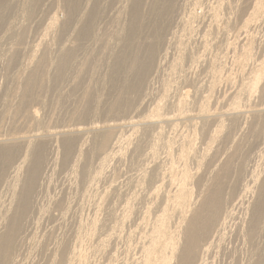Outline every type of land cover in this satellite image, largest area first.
Segmentation results:
<instances>
[{"label": "bare ground", "instance_id": "1", "mask_svg": "<svg viewBox=\"0 0 264 264\" xmlns=\"http://www.w3.org/2000/svg\"><path fill=\"white\" fill-rule=\"evenodd\" d=\"M61 1L50 0V6L55 9L48 17L42 7L45 0H0V70L5 71L11 86L18 88L21 79L42 82L56 69L68 66L66 64L70 66L78 48L73 33L83 19L86 22L83 21L84 28L79 27V34L83 38L90 35L92 38L90 0L84 1L81 7H67L66 16L60 18ZM111 1L116 5L117 13L113 16L116 29L110 33V39L116 34V44L123 43L125 48L118 57L115 78L128 93L131 92L133 101L129 112L132 114L128 118L85 125L47 126L44 130L29 129L8 137L0 135V152H3L6 163V172L1 175L6 183L1 184L7 196L0 204V264L13 262L15 248L22 242L24 224L39 211L63 209L58 214L61 219L68 209L85 208L86 205L97 209L119 205L126 208L132 205L130 200L140 194L137 193L139 189L144 192V200L174 202L175 207L173 214L167 213V204L160 208L155 217L156 226H151L154 230L142 242V257L136 264H208L212 253L222 247L229 234L231 221H236L237 235L243 232L250 241L259 232V215L246 220V216L240 213L247 209L248 196H253L254 192L256 196H264V175L259 178L254 173L256 170L250 169V177L244 183L240 180L246 162L252 157V150L264 151V57L247 71L245 83L236 85L230 82L229 85L222 81L225 67L219 53L213 55L208 50L207 55L205 50L209 40L195 37L198 36L200 26L196 24L200 17L193 6H187V1L183 0L184 4L178 8L174 26L171 14L161 8L146 16L145 13L139 14L137 0ZM242 2L234 23L241 24L239 30L243 35L235 36L232 50L239 47L241 53L251 56L253 30L250 24L260 16L264 18V0ZM126 11L130 12L127 26L121 21V14ZM40 23L43 24L41 28ZM33 24L40 31L28 40L29 28ZM67 30L69 36L63 43L62 37ZM206 34L203 33V37ZM55 41L59 44L56 48ZM108 41L109 56L116 44L113 42L110 46ZM230 47V43H226L225 55ZM50 53L54 56L50 57ZM238 57L236 55L235 60ZM12 67H16V73L11 76ZM35 69L42 73L41 77H34L38 76L33 72ZM45 93L44 90L31 98L34 104L26 111L27 120L36 124L41 122L40 110L49 105ZM2 100L3 104L7 102L6 98ZM92 113L96 111L91 110ZM55 141H60L63 146L61 157L58 149H54V153L50 150L49 156L44 155V150ZM174 149L178 165L173 161ZM127 158H135L138 168L134 165L128 170L133 173L115 171L117 165ZM59 164L65 166L77 181L75 187L69 183L59 188L75 190V199L68 198L65 193L46 202V206H40L36 196L43 189L47 190L51 181L49 175H54ZM112 165L113 171L109 172L108 167ZM111 237L113 235L107 234L105 239L98 237L97 240L105 243ZM71 250L62 254L63 261L69 264L76 255ZM150 251H154L153 256L144 259ZM263 263L261 259L252 258L246 264Z\"/></svg>", "mask_w": 264, "mask_h": 264}, {"label": "rangeland", "instance_id": "2", "mask_svg": "<svg viewBox=\"0 0 264 264\" xmlns=\"http://www.w3.org/2000/svg\"><path fill=\"white\" fill-rule=\"evenodd\" d=\"M84 1L86 0H62L59 4V12L61 11V13H59L61 15L60 18L66 16L65 11L67 7H81ZM137 1L140 3L138 7L139 14L145 13L146 16H149V13L152 12V10L155 11L158 8H161L160 10L171 14L173 26L175 24L174 22L177 15V10L180 5L184 4L183 0ZM186 1L188 7L193 6V8L197 10L200 21L203 18L201 23L199 21L197 24L194 22V24L200 26L198 28V36L195 37L199 40L203 38L206 41H210H208L209 44L208 48L205 50V53L207 55H209L210 51V54L213 55L219 53V55L221 56L220 60H223L221 61V63L223 62L222 66L223 68H225L222 74V81H225L229 85H231L230 82H232V84L235 83L236 85H238L240 82V84H242L243 82L245 83L246 76L248 75L249 70L257 65V63L264 57V18H261L260 16V19L258 18L250 24V27L253 30V44L250 49L252 55L248 56L241 53L242 51L239 47L236 48L235 51L232 50V43H234L236 39L235 36L238 35V37H242L243 35L242 31L239 30L241 28V24H235L234 21L237 19V10H239L238 8L243 4L242 1L244 0H184V2ZM49 2L50 0H45V5L42 4L43 12L47 11L48 17L52 15V11L53 9H55V6H50ZM151 6L153 8H151ZM88 8L93 13V17L90 16L89 18L90 20L93 19L91 24L93 28L92 38L91 35L83 38V36L79 34V27L81 26L82 28H84L83 24L84 22H86V20L83 19L84 22L80 21L76 27V31H74V37H72L73 34L71 36L74 43L78 45V48L73 54L74 58L70 62V66L69 64H66L68 66L63 65L66 67L60 68L59 70L56 69V71H53V73L50 74L49 78H45L46 80L44 79L42 80V82L37 81L35 83L34 81L31 82L30 79H21V83L18 85V88L11 86L10 80L5 71L0 70V135H4L2 137L15 135V132L21 134L25 131H28L29 129L44 130V128H46L47 126H51V128H57L61 126L66 127L73 124L85 125L89 122H102L103 120H113L121 117L128 118V116H131L132 112H129V105L131 106L133 101L131 92L128 93L122 86L121 81L115 78V72H117L116 70H118L116 67L117 60H119L118 57L123 51H125V48L122 47L123 43L117 42L118 45L116 44V34L110 39V33H113L116 29V23L113 16H115V14L117 13V7L115 4H112L111 0H90ZM208 11H210L211 13H209ZM126 12V14L124 12L121 14V21L123 20L125 25L127 26L130 12ZM173 12H175V14H172ZM123 15L125 16V18ZM166 18L169 19L170 16L167 15ZM209 19H212V22ZM206 20H208V22H206ZM42 25L43 24L40 23L39 27L41 28ZM40 28H35L34 24L33 26L31 25V27L29 28L30 35L28 40L36 36L37 32L40 31ZM67 31L68 32H66L62 37L63 43H66L68 39L67 36H69L68 33L71 31V29L70 31ZM203 33H207V37H203ZM106 41L111 42L110 46H112L113 42L114 44H116L114 49L111 50L113 55L110 54L108 56ZM226 43H230L231 46L230 49H228L229 52H227L229 55H225L224 53ZM58 45L59 44H56L55 41V48L56 46L58 47ZM48 55L49 54H47V56ZM236 55L239 56L237 60H235L234 58ZM53 56L54 54L50 53V57ZM222 56L224 57V59L222 58ZM239 58H242L243 60H240ZM44 68H48V66L44 65ZM15 70L16 67L10 68L11 76L12 74L16 73ZM33 72L38 75L34 77H41L42 73H40L38 69H35ZM227 74L230 75L228 76ZM73 81H76V83H73ZM44 90L46 92L45 95L47 96L46 98L49 101V105L45 109H43V111L40 110L39 117L41 118V122L39 124H36L35 122L27 120V118H25V114L28 108L32 104H34L32 103L34 97L40 95V93L44 92ZM258 95L259 94L257 93L256 96ZM3 98L7 99V102L5 104L2 103ZM95 100H97L98 102L96 101V104L94 105ZM117 105H119V107ZM34 106L36 107L37 105ZM91 110L96 111L95 114L92 113L93 116L91 114ZM195 142L198 145V142ZM262 146L264 147V145ZM54 149H58V156L60 158L63 151V146H61L60 141H55V143L53 142L51 147L46 148L44 150V155L47 153V156H49V151H53ZM55 150L53 151V153L55 152ZM261 150L258 149V151L260 152H258L257 149L252 150V157L246 162L245 172L241 176L242 180H240V183L241 181L242 183H244L250 177L251 170H256V172L254 171V173H257L258 175L256 176H258L259 178L263 177L264 159L262 157H264V151ZM260 155L262 157H260ZM172 157L176 165L178 159L177 153L175 154V149L172 153ZM4 158L5 157L3 155V152H0V204L2 200L7 198L6 193L4 192L5 187L3 185L4 183H6L4 181L5 177L1 176L3 175L2 173L6 168ZM121 164L117 165L115 171L120 170L121 173H133V171L130 172L128 170L133 169L134 165L138 168L135 158H133V160L127 158ZM178 164L179 163H177V165ZM108 168L111 169H109V172L113 171V165L109 166ZM69 174L70 173L68 172L67 168H65V166H61L60 164L57 165L54 171V175L53 173L52 176L51 174L49 175L51 180L49 187L47 188V190L43 189L36 196V202L40 206H46V202L50 201L53 198H60V196L65 195V193H67L68 198L73 199V197L75 196V190L71 189L68 190L70 191L68 192L66 189L59 188L62 187L63 184L67 186L69 185V183L73 184L72 187H75V184L77 186L75 177ZM122 178L123 177H120L119 180H122ZM119 180L117 181V183H119ZM137 193L140 194H136V196H134L135 199L133 198L135 201L130 200L132 205H127L126 208H123L122 205H119L114 207H98L97 209V207L87 208L86 205L85 208L68 209L67 212L66 209H64L66 212L64 218L66 219H60V216L58 217L59 212L61 210L63 211V209L39 211V214L35 215L34 217L32 216L33 218H29L27 220L28 222L24 224V227L21 231L22 242L15 248L16 251L14 252L15 255L13 262L9 264H14L15 261L16 264H69L68 262L63 261L62 258L63 252L67 249H72L71 251L76 254V259H72L70 264H136L138 260H140V256L142 257V242H145L148 239L149 234L152 232V230H154L156 226L157 222L155 221V217L156 215H159L160 208L163 205L167 204V213L173 214V209L175 207L174 202L157 203L158 201L150 199L149 200L153 202H149L148 199L144 200V198L142 197L144 192H142V190L140 191V189ZM249 199L250 201H248ZM246 201V211L241 210L242 212L245 211L246 213L242 214L241 212L240 214L242 216L245 215L246 220L252 218V215H259V232L253 238V240L250 241L245 237V235L243 236V232L242 234L237 235V229L235 227L236 221L234 220L235 223L231 221L228 227L229 234H227V237L223 241L222 247L216 252H213L214 254L212 253L209 258L208 264H246L249 259L252 258L261 259L264 262V196H256V193L254 192L253 196H248ZM172 203H174V205H172ZM246 206L244 205V207ZM126 210H128L130 213ZM123 212H125L126 214ZM1 215L2 214H0V219ZM128 215H130V217ZM54 216L56 217L53 218ZM122 216L124 217L122 218ZM96 217L99 219H97ZM79 220H81L82 222ZM174 220L176 221V218H174ZM92 223L95 224L93 225ZM153 225L154 228L151 227ZM111 226L113 227L112 230L110 228ZM115 227L120 228H118L119 230H117V228ZM150 227L152 229H150ZM93 228H95L96 230ZM91 229L94 230V232H91ZM86 230L89 231L87 232ZM78 231H81V233ZM112 231L115 232H113L115 235L112 234ZM92 234L94 235L91 236ZM107 234L113 235V237H111L110 240L107 239L108 241H105V243H99V239H105ZM98 237L101 238L97 240ZM153 254L154 251H150V253L147 254L144 259L148 260L150 256H153ZM212 256H215V258Z\"/></svg>", "mask_w": 264, "mask_h": 264}]
</instances>
